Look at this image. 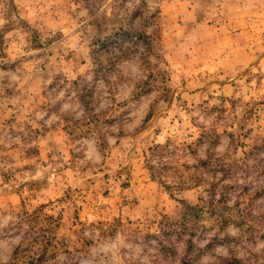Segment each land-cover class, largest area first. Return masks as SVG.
Listing matches in <instances>:
<instances>
[{
	"label": "rangeland",
	"instance_id": "1",
	"mask_svg": "<svg viewBox=\"0 0 264 264\" xmlns=\"http://www.w3.org/2000/svg\"><path fill=\"white\" fill-rule=\"evenodd\" d=\"M207 131L250 187L196 219L146 159ZM262 170L264 0H0V264H264Z\"/></svg>",
	"mask_w": 264,
	"mask_h": 264
},
{
	"label": "trees",
	"instance_id": "2",
	"mask_svg": "<svg viewBox=\"0 0 264 264\" xmlns=\"http://www.w3.org/2000/svg\"><path fill=\"white\" fill-rule=\"evenodd\" d=\"M200 136V142L202 141L209 145L205 147L203 156L201 157L196 156L195 158L196 150L193 147V143H184L181 148L178 146L170 147L166 143L164 145L157 144L149 148L148 159H146L147 169L149 170L151 178L157 179L167 188L205 187L203 189L205 195L201 197L200 204H184L185 211L188 214H194L196 219L200 215L199 212L206 205L209 207L220 206V204H224L223 202L228 201L233 193L239 197H243L244 194L249 192L248 188L250 186L244 184V181L240 183L238 176L243 171L249 172L248 170L251 168L229 160L227 150L224 152L225 154L214 151L211 145L214 143L215 138L219 137L214 131H207ZM188 154L191 157L194 156L195 160L190 161ZM162 174L173 177L171 183L163 179ZM257 175H264V170L260 171ZM259 190L263 191L264 186L261 189L253 186L251 192L257 193ZM43 207L44 204H41L34 211L38 212ZM37 216L38 214L35 215L32 223L36 221ZM39 237L45 238L46 236L38 232L35 238ZM57 248L58 246L48 240L46 244L41 246L39 249L40 253L37 256L28 257L25 252L29 248L22 243L15 248L11 257V264H46L49 259L48 257L55 256Z\"/></svg>",
	"mask_w": 264,
	"mask_h": 264
}]
</instances>
